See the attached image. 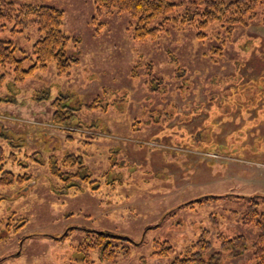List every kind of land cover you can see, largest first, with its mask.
Here are the masks:
<instances>
[{"label": "rangeland", "instance_id": "374dc122", "mask_svg": "<svg viewBox=\"0 0 264 264\" xmlns=\"http://www.w3.org/2000/svg\"><path fill=\"white\" fill-rule=\"evenodd\" d=\"M11 1L62 9L63 31L78 39L68 53L78 62L63 74L51 62L21 82L4 70L3 169L30 178L0 184V264H168L204 229L205 258L219 250L218 233H242L247 252L224 254L217 264H250L257 232L241 215L249 196L264 195L259 13L229 38L217 22L204 39L194 24L168 22L158 37L136 40L127 13L97 14L93 0ZM169 1L182 2L172 18L192 9L190 0ZM12 28L6 23L0 39L14 43L17 58L30 55L36 27ZM58 97L73 114L70 126L52 120ZM67 154L81 155L83 167H63ZM57 167L75 175L64 180ZM88 231L130 241H115L113 260L92 250L85 262L77 246ZM164 240L173 252L153 256L154 242Z\"/></svg>", "mask_w": 264, "mask_h": 264}, {"label": "trees", "instance_id": "16d2710c", "mask_svg": "<svg viewBox=\"0 0 264 264\" xmlns=\"http://www.w3.org/2000/svg\"><path fill=\"white\" fill-rule=\"evenodd\" d=\"M93 2L97 14L101 11L127 13L133 20L132 37L136 40L158 37L168 22L180 26L187 23L194 24L199 39L207 37L204 30L215 22L220 24L228 38L237 27H246L258 13L264 23V0H190L192 9L174 18L169 15L175 6L182 2L173 3L169 0H93ZM63 17V10L52 4L15 5L11 0H0V31L6 23H13L12 32H22L29 26H35L39 34L32 45L30 55L22 58L15 56L16 48L12 41L0 39V88L5 80L4 70L7 66L12 71L13 81L21 82L35 71L45 70L51 62L54 63L57 74L67 73L71 64L78 62L77 55L68 53L69 44H75L76 48L78 39L63 31ZM156 21L159 22L155 24ZM29 57L33 62L24 67L23 60ZM94 100L98 101L99 98ZM94 102L88 106H97ZM52 104L55 107L53 122L59 126H70L69 123L73 118L70 108H67L59 97ZM5 160L6 157L0 150V184L21 183L30 178L26 174L15 176L13 172L4 170ZM60 163L63 167L72 168L75 165L78 169L83 167L81 155L67 154L62 157ZM53 172L64 180H70L71 176L75 175V173H65L58 167ZM223 196L212 195L207 199H218ZM258 198L264 204V195L249 196L247 208L241 215L242 221L252 224L257 232L252 242L253 261L250 264H264V208H261ZM208 234V230L204 229L193 243L186 246L182 253L168 264H217L224 254L236 257L248 250V240L244 234L238 233L227 237L218 233L219 250L205 258L204 254L211 248ZM115 241L126 243L130 239L107 231H88L77 246V250L82 254L85 262H88L92 250H98L100 259L113 260L118 253L115 249ZM129 251V246H122L119 252L127 256ZM172 252L173 248L168 241L154 242L153 256L167 257Z\"/></svg>", "mask_w": 264, "mask_h": 264}]
</instances>
